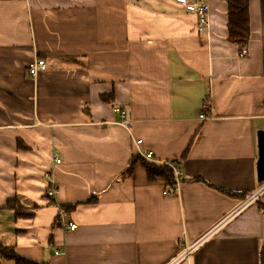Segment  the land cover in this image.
I'll return each instance as SVG.
<instances>
[{"label": "crops", "instance_id": "1", "mask_svg": "<svg viewBox=\"0 0 264 264\" xmlns=\"http://www.w3.org/2000/svg\"><path fill=\"white\" fill-rule=\"evenodd\" d=\"M202 2L199 32L172 0H0V243L25 264H262L264 0L244 55ZM138 153L178 161L175 195Z\"/></svg>", "mask_w": 264, "mask_h": 264}, {"label": "trees", "instance_id": "2", "mask_svg": "<svg viewBox=\"0 0 264 264\" xmlns=\"http://www.w3.org/2000/svg\"><path fill=\"white\" fill-rule=\"evenodd\" d=\"M195 2H202L203 0H193ZM225 4L227 5L226 11V33H227V40L232 43L236 44L241 50L247 49V45L250 39L249 33V4L248 0H225ZM144 161V160H143ZM146 162V161H144ZM146 173L148 179L152 180L154 178L163 179L165 182V187L169 188L172 186L174 179H172L171 170L167 166L163 165H156L152 162L150 164L144 163ZM132 163H130L131 166ZM132 169H129L127 172L130 173ZM182 181V180H181ZM8 208L12 209L13 212L17 213V216H24L18 212V208H16L13 203H9ZM0 255L11 260L13 259L16 264H25L22 259H20L13 251V247L3 246L0 243ZM260 262L264 264V246L260 253Z\"/></svg>", "mask_w": 264, "mask_h": 264}, {"label": "built area", "instance_id": "3", "mask_svg": "<svg viewBox=\"0 0 264 264\" xmlns=\"http://www.w3.org/2000/svg\"><path fill=\"white\" fill-rule=\"evenodd\" d=\"M173 2L178 3L179 5L183 6L185 8V10L188 13H193L197 20H198V24H197V31L202 32L205 28V25L207 24V11H208V5H206V3L204 2H195L193 0H172ZM245 54V50H242L241 55ZM28 75L33 79L34 77H36L38 75V73L43 72L46 70L45 68V63L43 60L41 59H35L33 60L28 66ZM115 113H117L120 117V120L118 121V123L126 128H128L130 126V123L128 122V120H126V114L124 110H120L119 108H114ZM207 109V106H203L202 108V112L198 115V118L203 119L205 117V110ZM141 144V140H136L135 141V146L137 147L138 145ZM138 155L146 162L149 163H155L153 161V157H152V153H147V154H142V153H138ZM55 163L58 164L59 160H55ZM159 165H163V166H167L172 173V179H174V182L172 184L171 187L167 188V191H163V195L166 196L167 194H172L175 195L176 192L178 191V189L180 188L181 185V173H180V164L178 163L177 160H166V161H162L159 162ZM45 180L47 181L48 185H47V190H46V196L49 198H55V193H56V189L55 186L52 182H50L49 180V176L47 175L45 177ZM255 197V194H253L251 197H249L245 203H243V205L247 204V202H251L253 201ZM67 227L70 230H74L76 229L77 225L73 224V223H67Z\"/></svg>", "mask_w": 264, "mask_h": 264}, {"label": "water", "instance_id": "4", "mask_svg": "<svg viewBox=\"0 0 264 264\" xmlns=\"http://www.w3.org/2000/svg\"><path fill=\"white\" fill-rule=\"evenodd\" d=\"M258 156L256 160V176L259 183L264 182V130L257 132Z\"/></svg>", "mask_w": 264, "mask_h": 264}]
</instances>
